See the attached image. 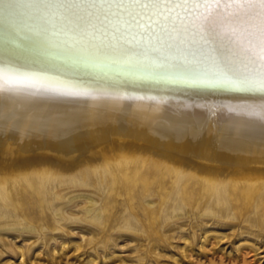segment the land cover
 <instances>
[{
	"label": "bare ground",
	"instance_id": "obj_1",
	"mask_svg": "<svg viewBox=\"0 0 264 264\" xmlns=\"http://www.w3.org/2000/svg\"><path fill=\"white\" fill-rule=\"evenodd\" d=\"M17 8L23 5L0 0L5 27L26 19L12 11ZM223 27L244 39L248 22L237 17ZM3 41L0 54L32 63L24 31L15 41L19 49L6 32ZM207 45L234 47L212 35ZM37 63L79 77L92 96L0 93V200L17 196L22 186L31 190L71 178L90 185L94 176L126 187L136 179L162 188L167 178L173 188L194 181L228 207L242 196L264 198V93Z\"/></svg>",
	"mask_w": 264,
	"mask_h": 264
},
{
	"label": "snow or ice",
	"instance_id": "obj_2",
	"mask_svg": "<svg viewBox=\"0 0 264 264\" xmlns=\"http://www.w3.org/2000/svg\"><path fill=\"white\" fill-rule=\"evenodd\" d=\"M23 9L19 25L0 21V43L20 31L32 63L0 54V93L89 98V85L40 64L59 62L88 73H115L238 92L264 93V0H11ZM243 17L247 35L225 31ZM226 37L232 49H210L207 37Z\"/></svg>",
	"mask_w": 264,
	"mask_h": 264
},
{
	"label": "rangeland",
	"instance_id": "obj_3",
	"mask_svg": "<svg viewBox=\"0 0 264 264\" xmlns=\"http://www.w3.org/2000/svg\"><path fill=\"white\" fill-rule=\"evenodd\" d=\"M93 179L0 200V264H264V198Z\"/></svg>",
	"mask_w": 264,
	"mask_h": 264
}]
</instances>
